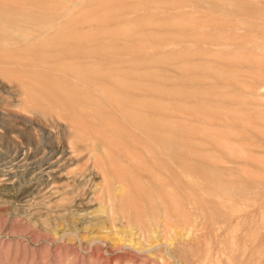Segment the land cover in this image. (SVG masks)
<instances>
[{"label":"rangeland","instance_id":"374dc122","mask_svg":"<svg viewBox=\"0 0 264 264\" xmlns=\"http://www.w3.org/2000/svg\"><path fill=\"white\" fill-rule=\"evenodd\" d=\"M199 1L205 2L198 4ZM71 2H75L76 6L72 7ZM6 3L0 0V9ZM67 3V0L8 2L11 6L22 8L43 5L47 8V14L55 13L57 16L51 24L41 23L39 27L17 32L8 55L0 51V264H160L161 258V264H264V0H69ZM69 7L72 8L71 11L65 14L63 11ZM54 23L56 27L53 30ZM43 32L45 35L39 39V33ZM56 32L59 37L54 36ZM83 34L90 35L88 43L81 41ZM57 45L60 46L54 47ZM52 49L57 50L52 53ZM107 49L113 50L116 55L113 59L119 61L117 63L122 67L132 63L137 66L134 72L139 77L138 80L131 83L132 79L128 77L119 79L137 86L139 95L133 103L139 111H169L168 117L171 118H168V122L174 128L183 129L185 140L193 145L186 141L188 146L202 149L206 161L208 158L212 167L217 165L221 169L226 168L223 172L227 178L229 176L231 181L238 180L240 187L250 184L248 187L253 193L251 192L245 209H241L243 215L237 218L240 224L231 227L221 225L218 227L222 230L216 227L218 231L215 232L216 228L209 227L210 221L206 218L209 215L204 217L197 213L199 211L194 209L197 205L190 202L187 204L190 208H187L189 212L186 218L193 215L188 222L194 221L190 224L192 230L188 224L181 223V226L177 217L173 218L172 220L178 221H172L177 228L184 229V224L188 226L185 227V232H180L179 235V231L183 230L173 225L175 233L172 231V235L175 238L162 235V243L159 241L163 244V237L165 242L170 238L171 242H166L169 248L160 244L156 250L148 253L145 250L147 245L138 239L141 236L140 230H137L139 227L130 229L127 221L117 214L109 216L106 206H114L115 212L121 213L123 208L128 210V206L136 202L137 211H143L144 182L140 180L141 175L136 170L126 169L130 166L120 159L127 149L129 152L133 150L131 155L137 154L132 147L125 146H128L129 134L126 138L122 134V141H119L113 136L109 138L94 119H89V123L87 118H81L86 123L80 120L76 122L69 115L58 119L54 114L60 110L56 111L54 106L57 107L58 102L64 104L65 101L59 94L57 101H45L46 95L56 91L59 88L57 86L62 88L66 82L70 83V79L64 80L58 75H61L63 68L82 64V57H103V52ZM76 52H88V55H76ZM4 55L9 60L5 61ZM5 62L8 68L6 70L3 68ZM91 62L95 63L93 70H100L99 64L104 66L97 61ZM103 90L100 97L107 103L99 104L98 110L109 111L110 107L107 106L113 101V87ZM78 93L81 94L80 91ZM149 118L151 120L152 117ZM57 119L59 122H56ZM61 123H64L62 127ZM43 131H47L45 135ZM175 134L172 135L173 138H177ZM100 136L106 137V150L104 154L96 155L95 173L90 174L94 161L87 165L86 163L91 162L87 160V153L82 150L77 152L76 149L87 144V149L92 151L91 142ZM71 144L75 147H71ZM117 145L124 148L120 149L122 147ZM224 145L231 147L229 153L228 147L225 148ZM52 149L57 151L55 155L50 153ZM72 149L75 157L80 152L76 157L79 160L71 156ZM61 151L66 152L61 155ZM100 155L107 162L101 160ZM81 157L83 161L80 160ZM231 160L233 162H229ZM50 163L52 166H49ZM102 163H108L109 173L104 172L107 171L106 168L102 170ZM228 168L231 170L229 174ZM84 169L86 173L89 169L90 172L85 174ZM80 170L86 175H82V178L85 176L84 178L92 180H82L78 174ZM99 170H102L101 174ZM119 171L122 174L118 176ZM131 172L133 173L130 174ZM76 174L79 180L81 178L80 186L77 185L78 179H74L76 182L73 180L74 176L78 178ZM118 182L133 186L132 203L126 199L108 200L116 194V188L120 186ZM38 185L39 189L35 192ZM208 190L213 193V189ZM208 190L202 187L200 191H184L183 194L185 197L194 196L192 193L204 195L210 193ZM86 193L88 198L84 197ZM20 198L21 202H18ZM82 200L83 204L80 203ZM75 202L79 207L73 205V208L72 203ZM88 203L91 207L89 205L88 210L82 211V206ZM74 210L77 211V215L74 213L76 216L73 214ZM95 216L96 224L93 222ZM206 220L209 224H204ZM111 223L113 224L110 225ZM122 225L124 228L119 227ZM117 228L122 229V232ZM125 230L129 237L126 232L121 234ZM115 232L118 235L114 237ZM105 237L108 240H104ZM126 237L134 242H129ZM99 240L108 241L107 245L97 242Z\"/></svg>","mask_w":264,"mask_h":264},{"label":"bare ground","instance_id":"6f19581e","mask_svg":"<svg viewBox=\"0 0 264 264\" xmlns=\"http://www.w3.org/2000/svg\"><path fill=\"white\" fill-rule=\"evenodd\" d=\"M5 2H7L1 9H0V51H2L5 55H8L11 51H10V46H11V42L13 41V39L16 37V33L20 32V31H26V30H31L30 28H34L35 26L39 27L38 25H40L41 23H47V22H54V19L56 18L57 14L53 13V14H47L46 10L47 8L42 6H31L30 7H14L8 4V2L10 0H3ZM12 1V0H11ZM34 1V0H33ZM69 3V0H67ZM223 0H220V2H222ZM25 2V1H24ZM23 2V3H24ZM73 2V1H72ZM71 2V3H72ZM205 2V1H204ZM204 2L199 1L197 2L198 4H203ZM67 3V4H68ZM70 5L72 7L76 6L75 2L72 3ZM196 4V5H198ZM224 4V3H223ZM230 4V3H228ZM58 6V4H57ZM50 7V6H49ZM200 7V5H199ZM61 8V7H60ZM62 9V8H61ZM71 7L67 8L65 11H63L65 14H69V12L71 11ZM64 10V9H63ZM223 11V9H221ZM54 11V10H53ZM51 12V11H50ZM55 12V11H54ZM57 12V10H56ZM232 12V11H231ZM229 14V13H228ZM65 17V16H64ZM54 18V19H53ZM59 18V17H58ZM63 21V20H62ZM72 22V20H71ZM74 22V21H73ZM67 23V22H66ZM69 23V21H68ZM62 25V22L60 23ZM71 24V23H70ZM49 25V24H48ZM60 25V26H61ZM41 26V25H40ZM55 23L53 26V30L55 29ZM65 27V26H64ZM62 28V27H61ZM89 28V27H88ZM52 29V28H51ZM44 30V29H43ZM46 30V28H45ZM61 30V29H60ZM87 30V28H86ZM56 31V30H55ZM58 32V31H57ZM55 33V37H59L58 33ZM21 33V32H20ZM78 34V33H77ZM92 34V33H91ZM45 33H39V39L44 36ZM98 35V34H97ZM15 36V37H14ZM54 36L52 35V37L54 38ZM19 39V38H18ZM45 39V38H44ZM43 39V40H44ZM16 40V39H15ZM36 40V39H35ZM70 40L73 41V38L70 37ZM91 40L90 35H86L83 34L81 36V41H84V43H88ZM21 41V40H20ZM40 41V40H39ZM27 42V41H26ZM44 42V41H43ZM38 43V42H37ZM106 43V42H105ZM21 44V42H20ZM17 46V45H16ZM23 46V45H22ZM34 46V45H33ZM60 45L54 46V47H59ZM100 46V45H99ZM62 48H65L64 45L61 46ZM83 47V46H82ZM86 48V47H85ZM72 49V48H70ZM74 49V48H73ZM119 49V47H118ZM127 49V48H126ZM57 50V49H54ZM53 49L51 50V52H55ZM131 50V49H130ZM135 50V49H134ZM16 51V50H15ZM64 51V50H63ZM106 52H103V57H98V58H93V57H82L84 58V62L82 64L78 63V64H74L72 65L70 68H63L60 72L61 75L58 74L60 76V78L64 79V80H68L70 79V83L66 82L67 84L65 86H62V88L60 86H57L59 88L56 89V91H53L51 93H49L48 95H46V102H55L57 101L56 99L59 98V95L61 96L62 100L65 101L64 104L58 102L57 103V107L54 106V108L58 111V113H55L54 115H56V118L61 117L63 118L64 116H70L71 118H75L74 120H76V122L78 120L85 122L82 119L87 118L88 119V123H89V119H94V121H96L97 123H99L102 128L107 132V136L110 138V136H113L115 139L117 138L119 141L121 140L120 138L127 136V134H129L128 137V141H127V145H125L127 148L132 147V149H134V151H136L137 154L133 153L132 155L130 153H132V151H122L123 155L120 159L123 162H125L126 164H128L130 167H126L127 165H125L126 169L130 168L132 170H136L135 172H138L141 176L143 180L142 182H144V187H143V191H142V195H143V202H142V206H143V211H137V209L135 208V203L131 204L130 206H128V210H121V213H117L115 212L114 206H111L110 208L106 209L109 212V216H114L117 214L118 217H120L121 219L127 221V225L130 227H139L140 230V238L141 239V243H145L147 245V249H145L146 251H149L155 249L156 247H159V245L162 243V241L160 240L161 236H165V237H169L171 236L173 238H175L172 235V231L174 230V228L172 227L176 222L174 220H172L173 218H178L176 220L179 221V224L182 226L181 223H185L188 224L189 219L191 217H193V215L191 216L190 212V218L187 219L186 215L188 214V210L187 208V204H189L190 202H192L194 205L196 204L197 207L194 209L199 211L197 213H200L202 215H204V217H206L209 219V222H207V220L204 222V224H209V227L212 226L214 227V229L220 228L218 226H235L240 224V221L237 220L238 217H241L243 214L241 212V209H245V204L247 203L248 200H250L249 196L250 194H252L253 192L251 190H249V185L245 184L246 186L240 187L238 184V180L237 181H231L229 180V176L227 178V175L225 174V172H223V170L225 171V169H221L219 166L214 165L216 167H212V165L210 164V160L206 161V157L202 151V149H195L194 147H190L192 144L188 141L185 140V135L183 133V129H179V128H174L172 127V125H170V123L168 122V112L169 111H139L138 107H136L137 105L134 104L133 102L135 101V97H137L139 95V90L137 88V86L131 84L133 81L138 80L139 77H137V75L135 74V70L137 69V66L135 64H131L128 66H121L120 64H118L117 62L119 61H115L113 59V57L116 55L113 53V50L111 49H107L105 50ZM65 53L67 52L66 50L64 51ZM71 52V51H70ZM136 52V51H135ZM1 53V52H0ZM15 54V53H14ZM18 54V52H17ZM81 56H87L88 52H80L77 53L76 55H80ZM3 57V59L5 61L9 60L7 56ZM2 56V55H1ZM38 56V55H37ZM43 56V55H42ZM80 56V57H81ZM44 57V56H43ZM119 57V56H118ZM117 57V58H118ZM16 58V57H15ZM20 58V57H19ZM34 58V57H33ZM131 58V57H130ZM135 58V57H133ZM80 59V58H79ZM128 59V58H127ZM126 59V60H127ZM3 60V61H4ZM22 60V59H21ZM41 60V59H40ZM65 60V59H64ZM68 60V59H66ZM70 60V59H69ZM77 60V59H76ZM125 60V61H126ZM20 61V60H19ZM18 61V62H19ZM91 61H97L99 63H103L102 65L104 66H100V70H93V68H95V63L91 62ZM128 61V60H127ZM12 62V61H11ZM28 62V61H27ZM37 62V61H36ZM85 62H87L85 64ZM122 62V61H121ZM123 63V62H122ZM137 63H140L137 61ZM31 64V63H30ZM130 64V63H129ZM7 62H5L3 68L8 69L6 67ZM26 65V64H25ZM15 67V66H14ZM22 67V66H21ZM12 68V67H11ZM30 69V68H29ZM139 69V68H138ZM19 70V69H18ZM23 70V69H22ZM34 70V69H33ZM36 70V68H35ZM40 70V69H39ZM43 70V69H42ZM52 73V72H51ZM55 73V72H54ZM39 74V73H38ZM16 75V74H15ZM132 75V76H130ZM4 76V75H3ZM7 76V75H6ZM27 76V75H25ZM55 76V75H54ZM128 77L131 80V83L127 82V81H120L119 78L122 77ZM24 77V75H23ZM35 77V76H33ZM39 77V75H38ZM56 77V76H55ZM13 78V77H11ZM44 78V77H43ZM41 78V79H43ZM58 78V76L56 77V79ZM151 78V77H150ZM14 79V78H13ZM46 79V78H45ZM19 80V79H17ZM15 80V81H17ZM25 80V79H24ZM60 80V79H57ZM46 81V80H45ZM20 82V80H19ZM33 82V81H32ZM151 82V81H150ZM23 84V83H22ZM35 84V83H34ZM51 84V83H50ZM55 85V84H54ZM22 86V85H21ZM102 86V88H101ZM112 86L113 87V92L112 94V98L113 101L112 103H110V105L108 104L107 107H110L109 111H99L98 108H100L99 104L105 103L103 102V99H101V93L104 92V88ZM17 87V86H16ZM56 87V85L54 86ZM30 88V87H29ZM18 89V88H17ZM21 89H24V87H22ZM40 89V87H39ZM20 90V89H18ZM17 90V91H18ZM41 90V89H40ZM81 92L78 93V92ZM20 92V91H19ZM27 92V91H26ZM106 92V91H105ZM28 94V93H26ZM59 94V95H57ZM147 94V93H146ZM98 95V96H97ZM141 95V94H140ZM144 95V94H143ZM142 95V96H143ZM101 96V97H100ZM141 96V97H142ZM148 96V95H145ZM32 97V96H31ZM151 97V96H150ZM96 98V100H95ZM110 98V97H109ZM29 99V98H28ZM41 99V98H40ZM137 99V98H136ZM44 101V100H43ZM40 103V102H39ZM107 103V102H106ZM105 103V105H106ZM45 104V103H44ZM48 104V103H47ZM42 105V103H41ZM51 105V104H50ZM54 105V104H53ZM95 107V108H93ZM102 107V105H101ZM128 107L132 110L129 111ZM52 108V107H50ZM53 114V113H52ZM67 114V115H66ZM60 115V116H59ZM110 117H113V119H111ZM149 117H152L151 120ZM58 119L56 120V122L58 121ZM149 119V120H147ZM91 121V120H90ZM59 122V121H58ZM63 122V121H60ZM93 122V121H92ZM86 123V122H85ZM87 123V124H88ZM94 123V122H93ZM29 125V124H28ZM59 125V124H58ZM62 125H64V123H61V127ZM90 125V124H89ZM60 126V125H59ZM94 126V125H93ZM64 127V126H63ZM65 127H67L65 125ZM64 127V129H65ZM123 127V128H122ZM101 128V130H102ZM69 129V128H68ZM80 129V128H79ZM84 129V128H83ZM33 130V129H32ZM67 130V128H66ZM65 130V131H66ZM100 130V131H101ZM86 131V129H85ZM88 131V130H87ZM186 131V130H185ZM47 132V131H46ZM46 132L44 133V135L46 134ZM174 132V133H173ZM173 133V134H172ZM176 133V134H175ZM42 134V133H41ZM102 135L103 132H101ZM122 134H124V136H122ZM176 135L177 138H173L172 135ZM41 135V136H44ZM134 137H133V136ZM48 136V135H47ZM73 136V135H72ZM79 136L82 137V134L79 133ZM122 136V137H121ZM45 138V136H44ZM85 138V137H84ZM99 138V139H98ZM96 138V141L91 142L93 145V149H91L92 151L88 150L86 145L84 144L80 147H77V150H82L84 152H86V156L88 157L87 160L91 161L86 163L87 165L89 163H93L96 155L98 154H104L105 150H106V145L105 143L107 142L106 137H98ZM73 139V138H72ZM122 141V140H121ZM189 144H191L190 146L187 145V142ZM44 142V141H42ZM75 142V141H73ZM40 143V142H39ZM76 143V142H75ZM116 143V142H115ZM124 143V142H123ZM41 144V143H40ZM74 144V143H73ZM113 144V143H112ZM126 144V142H125ZM194 144V143H193ZM47 145V144H45ZM75 145V144H74ZM119 145V144H118ZM117 145V146H118ZM217 145V144H216ZM71 147L73 146L72 144L70 145ZM79 146V145H78ZM193 146V145H192ZM195 146V145H194ZM201 146V145H200ZM219 146V145H218ZM38 147V146H37ZM44 147V146H43ZM47 147V146H46ZM59 146H57L58 148ZM70 147V148H71ZM75 147V146H73ZM119 147V146H118ZM122 147V148H120ZM120 149H123V146H120ZM222 147V146H221ZM225 148L228 147L227 151L229 150V146H223ZM48 148H49V144H48ZM47 148V150H48ZM54 148V147H51ZM56 148V149H57ZM108 148V146H107ZM198 148V147H197ZM219 148V147H218ZM217 148V149H218ZM45 149V148H44ZM55 149V148H54ZM54 149L50 150V153L52 155H55V153L57 151H55ZM115 149V148H114ZM226 150V149H225ZM223 149V151H225ZM232 150V149H231ZM75 151V149H74ZM81 151V152H82ZM119 151V150H118ZM211 151V149H210ZM62 152V151H61ZM66 151H63L61 155H64ZM78 152V151H77ZM233 153V150L231 151ZM69 153V152H68ZM67 153V154H68ZM80 153V152H79ZM76 156L78 158L79 156ZM120 153V152H119ZM223 153V152H222ZM229 153V151L227 152ZM230 153V155L232 154ZM49 154V155H51ZM72 157H74L75 159H77L75 157V153L73 152L72 149ZM111 154V153H110ZM118 154V153H117ZM135 154V155H134ZM224 154V153H223ZM51 155V156H52ZM113 156V153L111 154ZM212 155V154H210ZM214 155V154H213ZM229 155V154H227ZM236 156H240L235 154ZM49 156V157H51ZM70 156V157H71ZM101 156V155H100ZM115 156V155H114ZM113 156V157H114ZM235 156V158H236ZM54 157V156H53ZM86 157V158H87ZM102 159L104 160L103 156H101ZM209 157V156H208ZM213 157V156H212ZM233 155L230 156V158H232ZM41 158V157H40ZM45 158V157H44ZM52 158V157H51ZM112 158V157H111ZM68 159V158H67ZM71 159V158H70ZM82 159V157L80 158V160ZM105 159H107L105 157ZM118 158V161L120 160ZM228 159V158H227ZM41 160V159H40ZM49 160V159H48ZM79 160V159H77ZM84 159H82L83 161ZM108 160V159H107ZM117 160V159H116ZM76 161V160H75ZM106 161V160H104ZM102 161V162H104ZM211 161H213V159L211 158ZM235 161V160H234ZM49 162V161H48ZM47 162V165H48ZM86 162V161H85ZM96 160L94 161V163L92 164L93 168L90 172V169L87 173L90 172V174L95 173L94 171V166L95 165ZM99 162V160H98ZM107 162V161H106ZM120 162V161H119ZM215 162L217 164V161L215 159ZM229 162H233L232 160ZM76 163V162H75ZM112 163V162H111ZM212 163V162H211ZM220 163V162H219ZM218 163V164H219ZM44 164V163H43ZM98 165V163H96ZM108 164V163H107ZM106 163H102L103 167L102 170L104 168H106L107 171L104 172H108V165ZM110 164V163H109ZM215 164V163H213ZM221 164V163H220ZM46 165V164H45ZM85 165V166H87ZM91 165V164H89ZM107 165V166H106ZM111 165V164H110ZM118 165H120L118 163ZM123 165V164H122ZM49 166H52L51 163L49 164ZM114 166V165H113ZM121 166V165H120ZM223 166V165H222ZM226 166V165H225ZM91 167V166H89ZM124 167V166H123ZM124 167V168H125ZM227 167V166H226ZM40 168V167H39ZM88 168V166H87ZM98 168V167H97ZM101 169V167H99ZM98 168V169H99ZM111 168V167H110ZM86 169V168H85ZM84 172L88 169L85 170ZM112 169V168H111ZM83 170V169H82ZM96 170V169H95ZM99 170V174H101ZM116 170V169H115ZM93 171V172H92ZM121 171V170H120ZM119 171V172H120ZM124 171V170H123ZM130 171V170H129ZM227 171V170H226ZM231 171V170H230ZM229 168L227 173H230ZM83 172V171H82ZM41 173V171H40ZM80 172L78 173L79 176L81 177L82 175L87 174L85 172V174L80 175ZM103 173V172H102ZM109 173V172H108ZM133 172H131L130 174H132ZM43 174V173H42ZM96 174H98V172H96ZM98 174V175H99ZM104 174V173H103ZM102 174V175H103ZM115 174V173H114ZM122 174L121 172L118 174V176ZM135 174V173H134ZM232 174V173H231ZM77 175V174H76ZM101 175V176H102ZM124 175V173H123ZM122 175V176H123ZM127 175V174H126ZM138 175V174H137ZM51 176V175H50ZM86 176V175H85ZM83 176V178L85 177ZM97 176V175H96ZM111 176V175H110ZM136 176V175H135ZM78 177V175L76 176ZM98 177V176H97ZM113 176H111L112 178ZM124 177V176H123ZM126 178L128 176H125ZM233 177V176H231ZM82 178V177H81ZM81 178L79 180L78 178H73L74 179H78L79 183L77 185L80 186V181ZM82 178V180H83ZM117 178V177H116ZM121 179V178H120ZM119 179V180H120ZM129 179H131L130 175H129ZM241 179V178H240ZM84 180H90V178H84ZM92 180V179H91ZM90 180V181H91ZM95 180V179H94ZM93 180V181H94ZM114 180V179H113ZM132 180V179H131ZM72 181V179H71ZM76 182V180H74ZM106 181V180H104ZM121 181V180H120ZM126 181V180H125ZM129 181V180H128ZM75 182H73V184H76ZM85 182V181H84ZM89 182V181H88ZM140 182V181H138ZM137 182V183H138ZM72 183V182H71ZM83 183V182H82ZM90 183V182H89ZM93 183V182H92ZM104 183V182H103ZM106 183V182H105ZM117 183V182H116ZM120 183V186L116 188V194L114 195V197H112L111 199L108 200H112V199H118V201H120L121 199H126L127 201L129 200L130 203H132L131 199L133 197V186L131 187L126 185L125 183L122 182H118ZM129 183H131L129 181ZM136 184V183H135ZM140 184V183H139ZM260 184V183H258ZM77 185H73V186H77ZM82 185V184H81ZM86 184H83V186ZM133 185V184H132ZM244 185V184H243ZM256 185V184H255ZM72 186V187H73ZM77 186V188L79 187ZM96 186V185H95ZM89 187V186H88ZM94 187V186H93ZM202 187L208 189H213V195L212 196L211 192L208 194H204L202 195L200 192V194H193L194 196H188L185 197L183 193H185L184 191H188V192H195L196 190H201ZM9 188V187H8ZM98 188V187H96ZM100 188V187H99ZM107 188V187H106ZM136 188V187H135ZM134 188V189H135ZM34 189V188H32ZM39 189V185L38 187H35V192ZM85 189V188H84ZM88 189V188H86ZM103 189V187H102ZM108 189V188H107ZM3 190V189H2ZM12 190V189H11ZM31 190V189H30ZM97 190V189H96ZM100 190V189H99ZM109 190V189H108ZM1 191V190H0ZM8 191V190H6ZM86 191V190H83ZM94 190H92L93 193ZM102 191V190H101ZM112 191V190H111ZM114 191V190H113ZM4 192V191H3ZM32 192V191H31ZM34 192V193H35ZM90 192V191H89ZM109 191H107L108 193ZM136 192V191H135ZM187 192V193H188ZM205 192V191H204ZM252 192V193H251ZM2 192H0L1 194ZM33 193V192H32ZM79 192H77L78 194ZM100 194V192H99ZM3 195V194H2ZM6 195V194H5ZM4 195V196H5ZM102 195V194H101ZM106 195V194H105ZM108 195V194H107ZM112 195V194H111ZM137 195V194H136ZM135 195V196H136ZM188 195H190V193H188ZM7 197V196H5ZM4 197V199H6ZM87 197V193L86 196ZM1 198V197H0ZM9 199V197H7ZM88 198V197H87ZM90 198V197H89ZM252 198V197H251ZM3 199V197H2ZM103 199V198H102ZM120 199V200H119ZM105 200V199H104ZM121 200V201H122ZM253 200V199H252ZM18 201V200H17ZM88 201V200H87ZM117 201V202H118ZM18 202H21V198L19 199ZM110 202V201H108ZM83 204V200L80 202ZM138 203V202H137ZM249 203V201H248ZM109 204V203H108ZM124 204V203H123ZM127 204V203H126ZM193 204H191L192 206H194ZM252 204V203H251ZM78 206L72 203V206ZM90 204H86L83 207L82 211L88 210V206ZM100 205V204H99ZM137 205V204H136ZM141 205V204H140ZM195 205V206H196ZM250 205V204H249ZM73 206V208H74ZM121 206V205H120ZM244 206V208L242 207ZM80 207V208H82ZM91 207V205H90ZM105 207V206H104ZM103 207V208H104ZM247 207V205H246ZM250 207V206H249ZM71 208V207H70ZM102 208V209H103ZM127 208V205H126ZM193 208V207H192ZM77 209V207H76ZM80 210V209H79ZM117 210V209H116ZM190 210V209H189ZM67 211V210H66ZM77 213V211L74 210V213ZM103 212H106L103 209ZM102 212V213H103ZM75 213V214H76ZM89 213V212H87ZM101 213V211H100ZM74 214V215H75ZM82 214V213H81ZM84 214V213H83ZM106 214V213H103ZM77 215V214H76ZM75 215V216H76ZM90 215V213L88 214ZM102 215V214H101ZM201 215V216H202ZM79 216V215H78ZM94 216V215H92ZM103 216V215H102ZM107 216V215H106ZM200 216V218H201ZM246 216V215H245ZM105 217V216H104ZM203 217V219H204ZM80 218V217H79ZM78 218V220H80ZM92 218V217H91ZM90 218V219H91ZM112 218V217H110ZM186 218V219H185ZM199 218V219H200ZM82 219V218H81ZM84 219V218H83ZM96 216L93 220V222L95 223ZM101 220V219H100ZM105 220V219H104ZM122 220V221H123ZM186 222H184V221ZM192 220V219H191ZM205 220V219H204ZM237 220V221H236ZM86 221V220H85ZM103 221V220H101ZM111 221V220H110ZM114 221V219H113ZM174 221V222H172ZM177 221V222H178ZM193 221V220H192ZM198 221V218H197ZM92 222V221H91ZM112 222V221H111ZM119 222V221H118ZM118 222L116 223V225L118 224ZM124 222V221H123ZM176 222V223H177ZM194 222V221H193ZM193 222L189 223V227L191 229L192 225L190 226V224H193ZM72 223V222H71ZM76 223V222H75ZM86 223V222H85ZM93 223V224H94ZM97 223V222H96ZM95 223V224H96ZM106 223H108L106 221ZM120 223V222H119ZM77 224V223H76ZM89 224V223H88ZM113 223H111L110 225H112ZM121 224V223H120ZM178 224V227H180V225ZM184 224L183 228L186 229V225ZM212 224V225H211ZM92 225V223H91ZM109 225V224H108ZM109 225V226H110ZM116 225L114 227H116ZM176 225V224H175ZM174 225V226H175ZM71 226V225H70ZM74 226V224H73ZM72 226V227H73ZM100 226V225H99ZM108 226V229L110 230ZM113 226L111 228H113ZM123 226V225H122ZM119 226L120 228H124V226ZM177 226V225H176ZM175 226V227H176ZM71 227V228H72ZM94 227V225H93ZM118 227V226H117ZM136 227V228H137ZM186 227V228H185ZM203 227V226H202ZM75 228V227H74ZM99 228V227H98ZM119 228V229H120ZM127 227H125L126 229ZM128 228V229H129ZM177 228V227H176ZM175 228V229H176ZM207 228V227H206ZM215 229V232L218 231V229ZM100 229V228H99ZM105 229V228H104ZM116 229V228H115ZM115 229H111V231H115ZM118 229V228H117ZM118 229V230H119ZM132 229V228H130ZM179 229V228H177ZM176 229V231H177ZM182 228H180L179 230H181ZM184 229H182L183 231H179V235L180 232H185ZM213 229V230H214ZM107 231L108 233L110 231ZM116 230V232L118 231ZM122 232V229H120ZM124 230V229H123ZM189 229H187L188 232ZM192 230V229H191ZM206 230V229H205ZM220 230H222L220 228ZM128 231V230H127ZM134 233L135 230H133ZM197 231V230H196ZM210 231V230H209ZM64 232V231H63ZM116 232L113 234L114 237L115 235H118V233L116 234ZM126 230L124 231V233H121L122 235L125 234ZM186 232V233H187ZM191 232V231H190ZM208 232V230H207ZM211 232V231H210ZM214 232V233H215ZM224 233V231H222ZM66 233V232H65ZM131 233V232H130ZM133 233V232H132ZM131 233V234H132ZM175 232L173 231V234ZM220 233V231L218 232ZM218 233H216L218 235ZM227 233V232H226ZM105 234V233H104ZM126 234H128L126 232ZM138 233H136L137 235ZM185 234V233H183ZM181 234V235H183ZM212 234V233H210ZM215 234V235H216ZM222 234V233H221ZM220 234V235H221ZM110 235V234H109ZM121 235V236H122ZM134 235V236H136ZM177 235V234H176ZM190 235V233L188 234V236ZM103 236V235H102ZM108 236V235H107ZM104 237V236H103ZM109 237V236H108ZM110 237H113L110 235ZM117 237V236H116ZM127 237H129V234L127 235ZM126 237V240L128 239ZM218 236H216L217 238ZM119 238V237H118ZM164 238V237H163ZM162 240L164 241L163 244L165 246H167L169 248V246L167 245L168 240L170 241V238L165 242V238ZM171 239L172 241L174 239ZM185 238V236H184ZM190 238V237H189ZM230 238V237H229ZM107 238L105 237L104 240H106ZM136 239V238H135ZM134 239V240H135ZM180 239V237H179ZM182 239V237H181ZM180 239V240H181ZM187 239V236H186ZM104 240H99L97 242L103 243L107 245L108 241H104ZM108 240V239H107ZM129 242L131 240V238L128 239ZM185 240V239H183ZM223 240V239H222ZM221 240V241H222ZM124 241V240H123ZM133 241V240H131ZM136 241V240H135ZM159 241H161V243H159ZM178 241V239H177ZM111 242V241H110ZM117 242V241H116ZM115 242V243H116ZM119 242H121V240H119ZM125 242V241H124ZM134 242V241H133ZM138 242V241H137ZM140 242V241H139ZM138 242V243H139ZM171 242V241H170ZM169 242V243H170ZM176 242V241H175ZM175 242H172V244H174ZM180 242V241H179ZM114 243V242H113ZM127 243V242H126ZM132 243V242H131ZM129 243V244H131ZM159 243V244H158ZM168 243V244H169ZM111 244V243H110ZM120 244V243H119ZM124 244V243H122ZM135 244V243H134ZM140 244V243H139ZM158 244V245H157ZM163 244H161V246H163ZM177 244V243H176ZM179 244V243H178ZM181 244V243H180ZM117 246V244H113V246ZM126 245V244H125ZM112 246V245H111ZM110 246V247H111ZM120 247V245H118ZM145 246V245H144ZM116 247V248H119ZM134 247H137L134 245ZM146 247V246H145ZM112 248V247H111ZM110 248V249H111ZM129 248V247H128ZM125 249V247L123 248ZM136 249V248H135ZM162 249V248H161ZM115 250V249H114ZM139 252H144L141 251V249H136ZM159 250V249H158ZM163 250V249H162ZM165 251V250H164ZM97 252V251H96ZM158 252V251H157ZM98 253V252H97ZM95 253V254H97ZM107 253V252H106ZM147 253V252H146ZM147 253V256H149ZM161 253V252H160ZM167 253V252H166ZM134 254V253H133ZM137 254V253H136ZM140 254V253H139ZM154 254V253H152ZM169 254V253H168ZM171 254V253H170ZM142 255V254H141ZM140 255V256H141ZM145 255V254H144ZM157 255V254H156ZM173 255V254H171ZM155 256V255H154ZM159 256V255H158ZM146 257V256H144ZM153 257V256H152ZM161 257V256H160ZM166 257V256H165ZM155 258V257H154ZM156 258L158 259V257L156 256ZM167 258V257H166ZM174 258V257H173ZM150 259V258H149ZM142 260V259H141ZM147 260V258H146ZM156 260V259H154ZM165 262V259H163ZM153 261V260H152ZM161 263H163L162 258H161ZM158 260V262H160ZM149 262V261H148ZM160 263V264H161ZM166 263V262H165ZM164 263V264H165ZM153 264V263H152Z\"/></svg>","mask_w":264,"mask_h":264}]
</instances>
